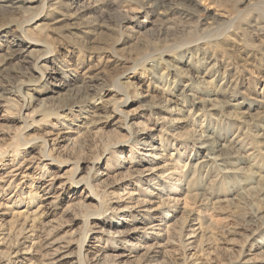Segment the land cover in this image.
I'll return each mask as SVG.
<instances>
[{"label":"rangeland","instance_id":"374dc122","mask_svg":"<svg viewBox=\"0 0 264 264\" xmlns=\"http://www.w3.org/2000/svg\"><path fill=\"white\" fill-rule=\"evenodd\" d=\"M0 264H264V0H0Z\"/></svg>","mask_w":264,"mask_h":264},{"label":"bare ground","instance_id":"6f19581e","mask_svg":"<svg viewBox=\"0 0 264 264\" xmlns=\"http://www.w3.org/2000/svg\"><path fill=\"white\" fill-rule=\"evenodd\" d=\"M210 144V143H209ZM210 146V145H209ZM213 147V146H212ZM151 148H152V150H155L156 149V147L155 146H151ZM157 149H158V147H157Z\"/></svg>","mask_w":264,"mask_h":264}]
</instances>
